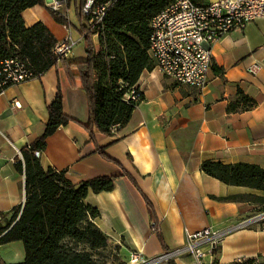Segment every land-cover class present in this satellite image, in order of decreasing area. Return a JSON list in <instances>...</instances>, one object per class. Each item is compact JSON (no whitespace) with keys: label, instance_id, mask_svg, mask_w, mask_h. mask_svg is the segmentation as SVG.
I'll return each instance as SVG.
<instances>
[{"label":"crops","instance_id":"1","mask_svg":"<svg viewBox=\"0 0 264 264\" xmlns=\"http://www.w3.org/2000/svg\"><path fill=\"white\" fill-rule=\"evenodd\" d=\"M22 16L28 27L43 22L57 41L67 34L76 43L83 41L80 24L67 27L44 6L26 8ZM68 18L71 21V14ZM209 48L211 70L204 89L178 83L155 63L138 80L144 97L130 119L112 134L96 130L95 140L86 127L87 94L79 80L72 84L62 61L36 78L8 87L0 95V227L24 204L25 174L17 164L24 162L22 149L44 133L48 106L60 84L63 109L71 121L47 138L40 161L45 168L65 170L75 183L115 176L113 189H90L85 202L98 208L95 223L123 259L128 260L131 250L147 258L165 252L148 202L169 251L185 243L186 230L211 227L223 233L215 264L264 258V200L258 198L264 197V190L226 184L201 169L204 160L264 167V18L231 30ZM85 58L83 42L67 61ZM256 65L260 68L254 72ZM240 91L255 103L246 108L240 103V109L230 110ZM230 195L245 197H213ZM183 257L190 264L191 256ZM24 259L22 240L0 243V264Z\"/></svg>","mask_w":264,"mask_h":264},{"label":"trees","instance_id":"2","mask_svg":"<svg viewBox=\"0 0 264 264\" xmlns=\"http://www.w3.org/2000/svg\"><path fill=\"white\" fill-rule=\"evenodd\" d=\"M86 1L66 0L68 8L75 5L86 58L66 59L62 65L72 84L76 85L75 80H79L87 94L90 121L86 127L95 140L96 130L112 134L114 124L123 126L140 102L127 100L126 94L138 86L143 70L153 68L156 63L150 50L151 21L176 0H118L102 24L93 27L84 23L90 18L82 10ZM36 4L44 6L57 22L71 27L68 16L48 6L45 0H0V57H21L37 75H42L58 63L53 53L57 39L41 21L26 26L22 12ZM94 34H98L100 50L95 46ZM240 103L246 108L255 101L240 91L229 109H240ZM48 113L44 133L22 149L24 162L19 161L17 166L25 174L26 197L24 204L12 211L6 225L0 227V243L22 240L25 259L14 264H107L93 258L89 251L77 250L72 245L88 244L91 250L109 246L107 235L95 223L100 214L98 208L87 204L85 199L90 189L94 192L113 189L115 176H98L75 183L65 170L45 168L36 152L46 148L47 138L59 126L71 121L63 109L60 84ZM201 169L226 184L264 190V167L259 164L204 160ZM213 197L237 200L245 196ZM258 198L264 200L262 196ZM148 209L164 251H169L149 202ZM254 262L249 259L240 264Z\"/></svg>","mask_w":264,"mask_h":264},{"label":"built area","instance_id":"3","mask_svg":"<svg viewBox=\"0 0 264 264\" xmlns=\"http://www.w3.org/2000/svg\"><path fill=\"white\" fill-rule=\"evenodd\" d=\"M59 10L66 0H45ZM118 0H87L82 6L93 26L102 24L107 12ZM264 18V0H211L196 3L176 0L153 17L150 37L151 54L164 75L178 83L204 89L208 84L212 54L210 46L234 29H243L250 21ZM76 40L71 34L58 40L53 48L57 62L74 55ZM259 65L252 68L257 71ZM36 72L21 57H0V95L12 85L36 78ZM144 93L133 86L126 94L127 100L141 101ZM120 124H114L116 132ZM40 155V151L36 152ZM261 215H259L260 217ZM155 222L152 221L154 227ZM185 243L172 251L147 258L138 250H131L127 264H172L180 257L190 255V264H215L222 231L206 227L196 231L186 230ZM256 264V263H254Z\"/></svg>","mask_w":264,"mask_h":264},{"label":"rangeland","instance_id":"4","mask_svg":"<svg viewBox=\"0 0 264 264\" xmlns=\"http://www.w3.org/2000/svg\"><path fill=\"white\" fill-rule=\"evenodd\" d=\"M61 10L67 16H69V14H71V22H73L74 24L78 23V25L80 24L79 20H78V18L76 16L74 3L71 5L70 8H68L66 2L63 3V5L60 7V9L58 11L61 12ZM73 23H72L73 29L77 30L76 27L73 25ZM84 23L87 26L93 27V24L90 21H88V20H85ZM83 42L84 41L79 42V43L77 42L76 45H75L74 50H81L82 47H83ZM95 43L97 45V47H96L97 50H100L99 39H98L97 36H95ZM72 246L75 247L77 250L89 251L93 255V258H95L98 261L105 262L107 264H127V261H128L126 259H123L119 255V248L114 246V245H109L108 247L100 248L98 250H91L89 248L88 244H78V245H72ZM182 258H184V257H180L179 259H177L175 264H187L185 261L181 260ZM254 263H256V264H264V258H258L257 260H255Z\"/></svg>","mask_w":264,"mask_h":264}]
</instances>
